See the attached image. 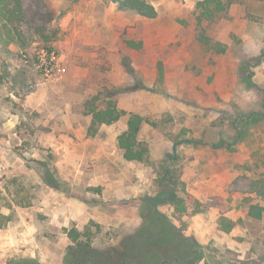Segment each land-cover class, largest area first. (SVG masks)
Segmentation results:
<instances>
[{"label": "rangeland", "instance_id": "rangeland-1", "mask_svg": "<svg viewBox=\"0 0 264 264\" xmlns=\"http://www.w3.org/2000/svg\"><path fill=\"white\" fill-rule=\"evenodd\" d=\"M23 1V34L0 50V264L18 256L66 264L68 229L90 221L100 225L96 248L120 245L150 210L146 200L195 237L197 264H264V0H231L201 24L195 0H149L154 18L113 0ZM75 40L85 53L75 64L88 74L75 91L83 99L71 94L80 120L70 125L59 118L58 85ZM43 49L61 59L52 77L39 68ZM104 88L112 95L94 99ZM46 100L56 108L34 109ZM111 100L145 118L147 160L129 161L119 146L128 116L88 136V112ZM81 130L92 141L75 150ZM55 133L66 134L59 155ZM168 193H191L205 211L179 219ZM251 205L262 207L261 218L249 214Z\"/></svg>", "mask_w": 264, "mask_h": 264}, {"label": "trees", "instance_id": "trees-1", "mask_svg": "<svg viewBox=\"0 0 264 264\" xmlns=\"http://www.w3.org/2000/svg\"><path fill=\"white\" fill-rule=\"evenodd\" d=\"M113 1L118 3L121 10H132L148 18L157 16V9L149 0ZM195 2L197 20L200 24L205 19L214 20L220 13L227 11L232 3L231 0H195ZM25 19L23 0H0V50H3L4 44L19 42L23 34L21 25ZM198 39L201 42H210L203 33H200ZM126 43L135 49L142 47L141 41L127 40ZM164 76V67L160 63L159 79L163 81ZM106 93L112 95V91L104 88L93 98L98 99L100 95ZM88 113L93 115L88 136H94L99 126L113 124L128 116L127 129L118 136L119 146L124 150V157L127 160L138 162L147 160L149 148L139 139V133L145 122L142 115L120 109L112 100L108 101L104 108H92ZM182 141V139L178 140L177 144ZM169 174L170 171L166 167L165 178ZM169 180L175 185L180 183L176 176L169 177ZM166 199L173 204L174 215L179 219L205 211L204 203L191 193H186L184 196H172L168 193ZM156 201L146 200V206L150 210L142 214L141 224L134 232L125 236L120 245H110L104 249L96 248L93 243L95 237L93 227L100 228V225L94 221H90L84 230H80L76 225L69 228L67 232L71 244L66 254V264H197L196 259L202 257L200 244L195 237L185 235L183 228L177 226L172 217L159 212ZM249 214L261 218L262 207L251 205ZM220 222L224 230L232 229V225H228L224 217ZM8 264L44 263L37 257L18 256L12 257Z\"/></svg>", "mask_w": 264, "mask_h": 264}, {"label": "crops", "instance_id": "crops-1", "mask_svg": "<svg viewBox=\"0 0 264 264\" xmlns=\"http://www.w3.org/2000/svg\"><path fill=\"white\" fill-rule=\"evenodd\" d=\"M67 52H68V56H69V60L67 63L68 68H67L66 74L64 76V81L61 83V85L60 84L58 85L60 92L65 93L64 99H63V101L60 102V106H59V108H61V111H63V112H60V114L62 113V115L59 118H64V120L68 124L73 125L75 122L80 120L79 119L80 117L78 118V117L74 116L72 111H71V99L73 96V95L71 96V94H74L76 96V99H78V100L83 99V94H81V93L79 94L78 92L75 93V91H77L78 87L83 83L84 77L87 76L88 71H84L83 69H81V67L76 66V64H75L73 57L77 56V55L83 56L85 54L84 51L76 45V40L72 43V46L70 47V49L67 50ZM68 88L72 89L73 92H69V94L67 95L65 90ZM60 97L63 98L62 95H60ZM54 103H55L54 101H51V100L47 101L46 100L43 103H40L41 105H38L36 103L37 105L34 106V109L40 110L43 108H48V109H51L52 107L56 108ZM54 116H56V115H54ZM87 119L89 122H92V116L91 117L87 116ZM74 134L76 135V137L80 141L77 143V140L72 137L75 150L77 149V146L82 148L83 146L84 147L87 146V144L92 141V137H88L86 139L87 142L84 141V139L86 138V133H83L82 130H81V134H77V133H74ZM65 135L66 134H64V133H60V134L55 133L51 137V139L54 141L52 143L53 151L56 152L58 155L61 154V148H62L59 144L60 143L59 140L62 141L64 138H66ZM102 147L104 150H107V152L110 153V150L105 149L106 148L105 146H102Z\"/></svg>", "mask_w": 264, "mask_h": 264}, {"label": "built area", "instance_id": "built-area-1", "mask_svg": "<svg viewBox=\"0 0 264 264\" xmlns=\"http://www.w3.org/2000/svg\"><path fill=\"white\" fill-rule=\"evenodd\" d=\"M39 68L45 77H52L61 70L60 56L55 50L43 49L38 56Z\"/></svg>", "mask_w": 264, "mask_h": 264}]
</instances>
